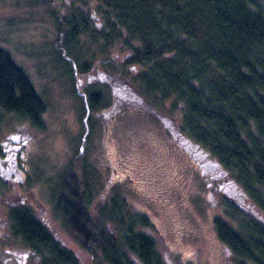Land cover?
Wrapping results in <instances>:
<instances>
[{
    "label": "trees",
    "instance_id": "obj_1",
    "mask_svg": "<svg viewBox=\"0 0 264 264\" xmlns=\"http://www.w3.org/2000/svg\"><path fill=\"white\" fill-rule=\"evenodd\" d=\"M77 6L53 17L54 47L65 72L90 70L93 55H106L109 46L120 43L127 51L119 64L104 63L106 71L120 69L151 105L169 101L168 114L177 116L179 131L232 176L264 214V0H95L99 25L84 5ZM83 53L91 58L82 61ZM133 66L140 70L130 75ZM99 96L89 92L85 109L98 107ZM0 109L45 128V101L1 45ZM80 157L73 156L60 176L54 209L62 228L91 253L92 263L174 264L158 247L154 221L118 192L94 215L89 211L94 193L90 169ZM224 205L234 224L215 216L214 227L234 264H264V220L228 199ZM6 221L11 235L38 254V264H80L30 206L9 207Z\"/></svg>",
    "mask_w": 264,
    "mask_h": 264
},
{
    "label": "rangeland",
    "instance_id": "obj_2",
    "mask_svg": "<svg viewBox=\"0 0 264 264\" xmlns=\"http://www.w3.org/2000/svg\"><path fill=\"white\" fill-rule=\"evenodd\" d=\"M77 5H84L100 24L95 0H0V45L25 68L46 103L43 130L0 109V137L19 127L32 139L23 180L0 188V264L39 262L38 254L20 236L11 237L6 227L5 213L17 204L30 206L80 264H93L91 253L62 228V218L54 209L59 206L60 176L76 155L90 169L93 215L118 192L154 221V236L168 263L234 264L235 256L216 234L214 217L234 224L224 199L259 220H264L262 210L203 148L179 131L177 116L168 114L169 101L151 105L120 69L106 71L104 63L119 64L126 53L120 43L109 46L106 55L91 58L83 53L82 61L92 59L90 70L74 69L71 76L65 72V62L59 61L54 47L53 17L64 16ZM95 48L88 49L95 52ZM129 69L130 75L140 70ZM89 92L99 93L100 102L86 110ZM80 158L74 166L77 178ZM209 164L212 168L207 169Z\"/></svg>",
    "mask_w": 264,
    "mask_h": 264
},
{
    "label": "flooded vegetation",
    "instance_id": "obj_3",
    "mask_svg": "<svg viewBox=\"0 0 264 264\" xmlns=\"http://www.w3.org/2000/svg\"><path fill=\"white\" fill-rule=\"evenodd\" d=\"M30 126L36 128L34 125L30 124ZM25 131L26 130L23 131L19 127H13L0 137V188L3 183L9 181L20 182L24 178L29 146L32 141L31 135ZM182 141L183 140H181L180 143ZM183 147L188 150L187 145L184 144ZM196 161L199 162L197 159ZM211 165L209 164L207 169L212 168ZM201 170L205 171L204 168H201ZM6 214L7 212L5 213L4 219L7 224L6 227L8 232L11 235L8 228V222L6 221ZM11 237L14 236L11 235ZM11 254H14V252L11 251Z\"/></svg>",
    "mask_w": 264,
    "mask_h": 264
},
{
    "label": "water",
    "instance_id": "obj_4",
    "mask_svg": "<svg viewBox=\"0 0 264 264\" xmlns=\"http://www.w3.org/2000/svg\"><path fill=\"white\" fill-rule=\"evenodd\" d=\"M213 166H214V163H213Z\"/></svg>",
    "mask_w": 264,
    "mask_h": 264
}]
</instances>
